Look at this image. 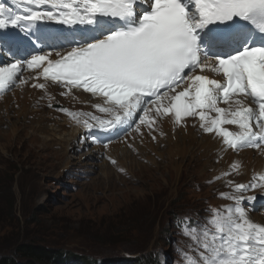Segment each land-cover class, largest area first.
<instances>
[{
  "label": "snow or ice",
  "instance_id": "6c2138e0",
  "mask_svg": "<svg viewBox=\"0 0 264 264\" xmlns=\"http://www.w3.org/2000/svg\"><path fill=\"white\" fill-rule=\"evenodd\" d=\"M6 4L7 0L0 2V45L30 58L0 62V93L42 77L45 83L32 86L46 89L51 82L68 93L82 89L103 99L93 107L107 114L106 119L62 109L87 129L113 131L136 124L137 132L146 126L151 135L163 117L177 125L197 117L199 127L220 137L225 148L264 153V0H11L14 8ZM50 22L68 31L53 29ZM64 44L75 46L55 51ZM25 71L35 76L26 78ZM238 168L234 164L222 175ZM228 185L232 191L220 196L233 203L211 210V227L185 224L183 234L196 247L195 255L179 250L184 264H264V224L251 220L244 206L256 196L233 194L264 188V173H254L249 183Z\"/></svg>",
  "mask_w": 264,
  "mask_h": 264
},
{
  "label": "rangeland",
  "instance_id": "374dc122",
  "mask_svg": "<svg viewBox=\"0 0 264 264\" xmlns=\"http://www.w3.org/2000/svg\"><path fill=\"white\" fill-rule=\"evenodd\" d=\"M13 91L0 97V107ZM16 112L12 109L7 116L1 111L2 257L13 256L18 243L35 242L66 250L77 260L92 256L105 263L132 264L137 257L161 251L174 256L173 264L178 239L168 227L170 216L203 214L206 206L222 202L217 195L224 183L217 181L213 169L193 165L191 148L184 160L173 158L182 162L183 174L169 183L173 162L157 157L148 146L141 150L135 133L129 144L120 140L105 148L92 141V154L79 150L74 124L60 132L53 123L48 134L35 133L32 122ZM15 125L21 127L19 134L12 133ZM103 151L117 164L100 159Z\"/></svg>",
  "mask_w": 264,
  "mask_h": 264
},
{
  "label": "bare ground",
  "instance_id": "6f19581e",
  "mask_svg": "<svg viewBox=\"0 0 264 264\" xmlns=\"http://www.w3.org/2000/svg\"><path fill=\"white\" fill-rule=\"evenodd\" d=\"M36 81L37 80L30 79L26 84L14 89L12 96L3 104L4 107H0L1 124H4L1 111H4L8 116L9 111L17 109L16 113L20 119L22 118L24 122H26V120L32 122L31 128L35 133L48 134V131H50L48 126L53 123L54 126H57L60 132H62L66 130L68 125L78 123L71 119L69 115H62V110L58 111V105L65 103L75 108L77 113H82L81 109L83 111L91 109L89 105L84 104L85 102H98V100H95L89 94H85L81 91H75L74 96L69 95L66 98L60 96L57 87L40 90L32 86ZM38 83H41V81H38ZM79 101L83 103L80 106L78 104ZM47 106L49 107V112L46 110ZM49 113L53 114V117L46 116ZM199 123L200 121L198 118L190 117L177 125L172 118L163 117L158 120L155 125V131L152 132V135H155L156 139H152V136H148V129L144 126L141 127V132H136V141L137 139L139 140L138 144L141 150L148 146L154 150L157 157L163 159L167 158L172 162L173 158L177 156L184 160V158L188 156L187 153H189L191 148V157L192 160H194L193 165L204 167V169H213L214 176L229 170L233 162H238L240 164V173L238 176L241 180L248 179L252 173L264 170V153L260 150H242L236 152L227 149L222 144L220 137H217L214 133L204 132L199 127ZM20 130L21 127H17L16 125L12 127L13 134H19ZM141 133H143V135H141ZM161 133H163V135H161ZM166 146H169L167 151L164 150ZM221 155H223V158L220 159L217 164L214 163ZM156 161L155 164H158ZM171 166V177L173 178L169 183L178 182L183 174L182 162L176 163L175 161ZM255 218L264 223V215L255 214Z\"/></svg>",
  "mask_w": 264,
  "mask_h": 264
},
{
  "label": "trees",
  "instance_id": "16d2710c",
  "mask_svg": "<svg viewBox=\"0 0 264 264\" xmlns=\"http://www.w3.org/2000/svg\"><path fill=\"white\" fill-rule=\"evenodd\" d=\"M181 213L182 212L175 213L174 215ZM14 250L13 256H0V264H62L66 258L65 254L68 253L66 250H56L45 244H38L35 242L18 243ZM91 257L92 256H87V258H84L87 264L93 262ZM132 264H154V262L143 263V261H141Z\"/></svg>",
  "mask_w": 264,
  "mask_h": 264
}]
</instances>
